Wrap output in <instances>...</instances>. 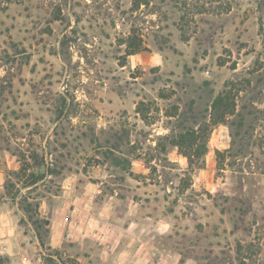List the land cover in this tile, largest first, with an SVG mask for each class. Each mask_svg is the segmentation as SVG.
Segmentation results:
<instances>
[{
	"label": "rangeland",
	"instance_id": "1",
	"mask_svg": "<svg viewBox=\"0 0 264 264\" xmlns=\"http://www.w3.org/2000/svg\"><path fill=\"white\" fill-rule=\"evenodd\" d=\"M0 264H264V0H0Z\"/></svg>",
	"mask_w": 264,
	"mask_h": 264
},
{
	"label": "trees",
	"instance_id": "2",
	"mask_svg": "<svg viewBox=\"0 0 264 264\" xmlns=\"http://www.w3.org/2000/svg\"><path fill=\"white\" fill-rule=\"evenodd\" d=\"M127 42V55H133L136 53H139L140 51L143 50L142 46V40L138 37V39L133 36L129 37ZM223 97H219L217 101L215 102L214 106L221 105L223 102ZM188 136L191 138L190 146L192 150L194 151L193 153L189 151L187 144H188ZM173 144L183 148L184 149V155L187 156L189 160V164L192 166L194 164H198L199 162L200 155L196 154H204L206 149H207V143L206 141H200V138L194 133V132H187L186 134H181L179 137L175 138L173 141Z\"/></svg>",
	"mask_w": 264,
	"mask_h": 264
}]
</instances>
